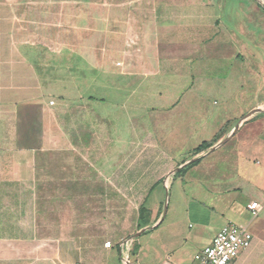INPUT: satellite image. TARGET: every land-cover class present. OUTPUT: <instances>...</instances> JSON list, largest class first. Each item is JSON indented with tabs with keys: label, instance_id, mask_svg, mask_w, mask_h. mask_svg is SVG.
I'll use <instances>...</instances> for the list:
<instances>
[{
	"label": "crops",
	"instance_id": "obj_1",
	"mask_svg": "<svg viewBox=\"0 0 264 264\" xmlns=\"http://www.w3.org/2000/svg\"><path fill=\"white\" fill-rule=\"evenodd\" d=\"M151 115L205 133L156 173ZM229 223L264 264V0H0V264H191Z\"/></svg>",
	"mask_w": 264,
	"mask_h": 264
},
{
	"label": "rangeland",
	"instance_id": "obj_2",
	"mask_svg": "<svg viewBox=\"0 0 264 264\" xmlns=\"http://www.w3.org/2000/svg\"><path fill=\"white\" fill-rule=\"evenodd\" d=\"M161 72H164V75H165V77L162 81L173 82L176 80L175 73H173V70H162ZM150 90L152 91V93H154L153 91L166 93L168 91L174 92L175 87L170 86V85H156V86H151ZM136 92H138L137 89H136ZM214 101H215V104H213ZM156 103H158V102H156ZM249 103L250 102H248V101L240 102V106L247 105ZM205 106L209 109V111L215 112V111L220 110L221 104H220L219 100L215 99V100L206 101ZM155 113H157V112H155ZM115 115H116L115 118L119 121L118 132L115 134V136H117L119 138H125L126 132L124 130H122L125 127L121 123V121H123V116H122L123 114L116 113ZM118 115H121V116H118ZM214 116H215L214 118H216V120H217L219 117H221V114L220 113L215 114ZM160 118L161 117H158L157 115H151V117H150V119H151L150 126H151V131H152L150 142L152 144H155V142H156V144H157L156 146H158V143H161V140L163 139V137H162L163 134L161 132L173 131L171 127H172V125H174L173 124V118L164 117L165 120L170 119L169 123H165V121H161ZM209 124L210 125L207 126L208 128H206L207 130L212 129L210 121H209ZM169 136H171L170 137L171 139L168 138L167 141L169 140V141L173 142L180 149H172L171 152L169 153L168 151L170 149L165 150V147L161 144H159L160 148L159 147H156V148L152 147L150 150L151 151V161H152V166H151L152 172L156 173L158 171L157 158H160L161 160H164V159L169 160V158L172 157L171 155H174V152H176V151H180L181 155H185V153L187 152V149H189L190 147H193V146L197 145L199 142H201L200 139L205 136V133H198V134L193 133L191 135L187 134L185 139L180 138V135H178V133H175V132L174 133L169 132ZM167 141H165V142H167ZM164 150L166 151V153H168L167 157H166V154H164ZM170 165H171L170 162H168L167 166H166L168 170L171 167ZM117 199L119 201V204H121L125 210V212L123 214L124 215L123 218L124 217L126 218L127 216L130 217V215L133 213L135 214V217H137L138 210L140 212H142L139 207H140L141 201L143 200V197H140V196H137V197H118Z\"/></svg>",
	"mask_w": 264,
	"mask_h": 264
},
{
	"label": "built area",
	"instance_id": "obj_3",
	"mask_svg": "<svg viewBox=\"0 0 264 264\" xmlns=\"http://www.w3.org/2000/svg\"><path fill=\"white\" fill-rule=\"evenodd\" d=\"M260 209L261 206L257 202L249 206L252 216H256ZM251 241L252 235L245 226L226 224L215 234L210 245L194 256L191 264H228L237 257L241 250L249 248ZM105 247L110 248L111 243L106 242Z\"/></svg>",
	"mask_w": 264,
	"mask_h": 264
}]
</instances>
